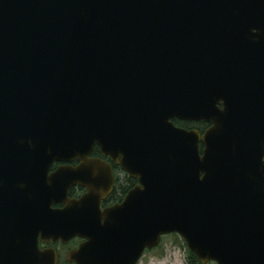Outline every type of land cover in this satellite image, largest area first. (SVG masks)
I'll return each instance as SVG.
<instances>
[{
    "label": "water",
    "instance_id": "95a60500",
    "mask_svg": "<svg viewBox=\"0 0 264 264\" xmlns=\"http://www.w3.org/2000/svg\"><path fill=\"white\" fill-rule=\"evenodd\" d=\"M262 77L264 0H0V175L20 213L0 264H44L39 232L87 239L76 264H136L173 233L202 264H264ZM96 144L140 180L105 211ZM73 156L88 194L22 197L29 167Z\"/></svg>",
    "mask_w": 264,
    "mask_h": 264
},
{
    "label": "flooded vegetation",
    "instance_id": "af4514ba",
    "mask_svg": "<svg viewBox=\"0 0 264 264\" xmlns=\"http://www.w3.org/2000/svg\"><path fill=\"white\" fill-rule=\"evenodd\" d=\"M262 81H264V77H262ZM171 121L178 128L187 131H197L200 134V137H203L205 131L211 126V123L206 122L205 120H183L174 118ZM203 149L204 144L202 140H200V152H202ZM88 160H99L104 165L101 171L98 170L99 172H101H98V177L105 183L103 185V188L105 185L108 188V184L111 183V190L106 193L105 197L100 200L99 207L101 211H105L122 204L129 192L140 185L139 175H134L123 167V164L125 162L124 151H105L96 144L94 149L89 153ZM81 163L82 160L79 156H73L67 161H54L50 165L46 175L44 174V172H40L39 168L36 169L35 167L31 166L29 167L30 170H28L26 173L24 183L21 184V189L18 190L21 192L22 197L24 196L25 200L28 203L30 202L31 204H33L34 207H36V205L38 207V205L40 204L41 208H43L44 204L47 202L51 206V209L61 210L65 208V206L67 205V201L80 199L90 191L87 186L79 182L70 183L68 181L76 179V169L81 165ZM63 170H65V173L62 172L60 174L61 176L56 177V174L60 173ZM2 175L6 174L3 173ZM2 175H0V231L12 233L13 229L17 228L20 224L17 221L14 227L13 219L16 220V218L20 216V213L18 212V209L12 205V196L15 193L12 191L13 186H10L7 175L6 177ZM91 177L94 179L98 178L96 175H94V173H88L86 174V177L84 176L83 178ZM62 192H65V200H61ZM101 192L104 191L101 190ZM103 223L104 220L102 221V224ZM168 235L179 236L176 233ZM168 235H164L161 237V242L157 247L152 249H145L142 257L136 264H141L142 259L146 257L147 254L153 252L154 250H157L161 246L163 238ZM86 241L88 240L78 236L69 238V240L67 241H64L62 238L54 240V238H44L43 233L39 232V249L44 252H49V257H46L44 260H42V262L44 264H52V260L55 258V264H76L75 262H71L69 260L70 252L77 250L80 245ZM181 241L183 243L182 245L188 253L187 246H185V241L183 239H181ZM188 257L189 255L186 256L185 264H190ZM208 264L216 263L209 262Z\"/></svg>",
    "mask_w": 264,
    "mask_h": 264
},
{
    "label": "rangeland",
    "instance_id": "374dc122",
    "mask_svg": "<svg viewBox=\"0 0 264 264\" xmlns=\"http://www.w3.org/2000/svg\"><path fill=\"white\" fill-rule=\"evenodd\" d=\"M181 239L180 236L175 235L164 237L161 246L147 254L141 264H185L188 253Z\"/></svg>",
    "mask_w": 264,
    "mask_h": 264
},
{
    "label": "trees",
    "instance_id": "16d2710c",
    "mask_svg": "<svg viewBox=\"0 0 264 264\" xmlns=\"http://www.w3.org/2000/svg\"><path fill=\"white\" fill-rule=\"evenodd\" d=\"M185 246H187V245H185ZM187 250H188V255H189V257H188L189 258V263L190 264H201V262L198 260L196 255L193 254L188 248H187Z\"/></svg>",
    "mask_w": 264,
    "mask_h": 264
}]
</instances>
